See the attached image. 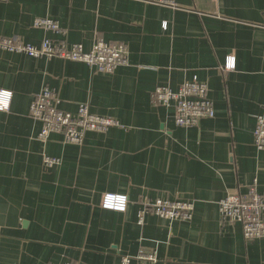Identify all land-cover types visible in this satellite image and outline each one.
Instances as JSON below:
<instances>
[{
    "label": "crops",
    "instance_id": "0c3cea01",
    "mask_svg": "<svg viewBox=\"0 0 264 264\" xmlns=\"http://www.w3.org/2000/svg\"><path fill=\"white\" fill-rule=\"evenodd\" d=\"M158 1L0 2V37L127 48V64L107 74L0 49V91L11 93L0 109V264H117L140 249L157 261L130 264H264V239L244 240L218 211L220 199L244 195L254 179L264 199V150L253 145L264 105V0ZM36 17L65 34L33 28ZM228 57L234 69L224 71ZM194 75L207 84L215 116L180 127L173 106L154 104L151 94L160 85L177 91ZM43 86L59 109L75 114L86 103L121 127L87 132L80 145L59 134L38 140L28 107ZM43 155L60 163L45 167ZM106 194L125 196V210L102 208ZM143 197L192 202V218L148 213L139 225Z\"/></svg>",
    "mask_w": 264,
    "mask_h": 264
},
{
    "label": "built area",
    "instance_id": "2783aa9c",
    "mask_svg": "<svg viewBox=\"0 0 264 264\" xmlns=\"http://www.w3.org/2000/svg\"><path fill=\"white\" fill-rule=\"evenodd\" d=\"M8 0H0L7 2ZM158 3L174 7L171 0H159ZM166 23H163V27ZM32 27L51 31L63 36L65 31L57 21L49 18L36 17ZM0 49L9 53L22 54L30 58L62 59L87 65L96 73L107 74L119 66L127 64V48L124 44H110L97 40L90 50L84 51L81 44H68L62 38H43L39 45L22 42L19 37H0ZM234 57H228L223 65L224 71L234 69ZM11 93L0 91V109L8 107ZM152 102L162 107L173 106L174 122L180 127L198 126L203 119L215 116L213 102L208 97V87L196 75L184 81L177 91L168 86H157L151 94ZM60 101L55 92L43 86L36 93L28 107V115L40 123L37 139L45 142L51 134H59L65 144L80 145L87 132L104 133L113 127H121L119 123L108 117L92 114L86 103L76 105V113L59 109ZM253 145L258 150H264V105L261 112L255 116L253 129ZM45 167L60 163V159L43 155ZM127 199L122 195L106 194L102 198L104 209L123 212ZM218 211L221 225L237 223L241 226L244 240L264 239V199L256 189V179L247 187L244 195L229 194L218 201ZM193 203L189 201L149 199L143 197L141 208L137 213V223L141 225L146 214L151 213L169 221H189L192 218ZM135 259L142 263H155V253L140 249L134 256L120 255L117 264H130ZM65 264H76L66 262Z\"/></svg>",
    "mask_w": 264,
    "mask_h": 264
}]
</instances>
